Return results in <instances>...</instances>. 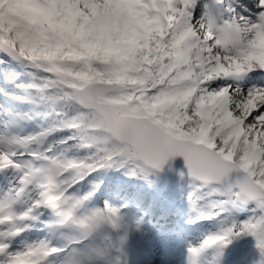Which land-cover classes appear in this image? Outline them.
<instances>
[{"label":"snow or ice","instance_id":"6c2138e0","mask_svg":"<svg viewBox=\"0 0 264 264\" xmlns=\"http://www.w3.org/2000/svg\"><path fill=\"white\" fill-rule=\"evenodd\" d=\"M0 65V264H128L104 176L176 156L218 225L182 264L241 233L264 264V0H0Z\"/></svg>","mask_w":264,"mask_h":264},{"label":"trees","instance_id":"16d2710c","mask_svg":"<svg viewBox=\"0 0 264 264\" xmlns=\"http://www.w3.org/2000/svg\"><path fill=\"white\" fill-rule=\"evenodd\" d=\"M127 175L124 174L123 171H115V170H109L106 175L104 176V188L106 190H117V188H123L120 193H110L105 192L106 198L108 196H112L114 198V202H122L124 200L130 201V207L127 209V211H130L132 213L141 214L143 212H147L148 209L153 210V218H150L149 221H147V226L143 230V233L141 231L132 238L135 239V241L139 242L141 241V249L140 250H147L152 251L153 248L150 244V239L155 244H159L158 238L150 234L148 224L151 225V221L156 217L163 221L166 220L170 221L173 220L174 224L170 225L171 227L166 228V231H164L166 234L162 237L163 240L168 241L174 244V239L181 238V240L187 239L189 237V230L191 229L194 236H196V240L200 239L203 234L207 233L208 231H216L218 229V225L215 223V221H202L203 223L197 226L188 227L186 225H183L184 223H187L186 221L190 218L191 215H194L189 212V205L182 206L181 203H179V200L182 199L184 196H186V193L188 191V181L186 180H171L168 181L163 178L156 177L153 173L150 174L149 179L152 181V183H148L144 179L137 178V177H130L131 179L129 182L121 183L123 179H125ZM121 181V182H119ZM156 197V207H152L150 205V197ZM136 197V199H134ZM163 199V200H161ZM164 199H167L168 202H166L167 206L169 208L163 207V201ZM136 201L141 202V204L144 206V209L140 205L139 208L135 206ZM172 203V204H171ZM171 204V205H170ZM150 205V206H149ZM170 205V206H169ZM146 208V209H145ZM161 208H165L166 211L161 210ZM170 210V212L168 211ZM243 214L240 216V219H243ZM184 222V223H183ZM188 225H191L187 223ZM167 226V225H166ZM154 227V226H152ZM163 228V226L161 227ZM158 227L153 228L157 230V232L161 233L163 230ZM183 229V232L178 236L177 230ZM152 229V228H151ZM142 252V251H139ZM216 252V248H210L208 249L206 255L211 258ZM259 251L256 248V242L253 236L250 234H244L242 233L235 238L231 239V242L227 244V246L224 248V254L220 258L219 264H254L255 261L259 259ZM251 258V259H250Z\"/></svg>","mask_w":264,"mask_h":264},{"label":"rangeland","instance_id":"374dc122","mask_svg":"<svg viewBox=\"0 0 264 264\" xmlns=\"http://www.w3.org/2000/svg\"><path fill=\"white\" fill-rule=\"evenodd\" d=\"M131 236L132 235H130V239L133 240ZM139 243L137 244L135 242H132V251L130 252L131 254L128 256V264H130L129 259L134 260L133 264H182V261L186 254V246L183 244L179 245V248H177V250L174 251V254H171L172 250H165L163 248H160L159 251H154L152 255L150 254V257L146 258L145 260L142 261V263H140L141 262L140 258L144 256L143 255L137 256L133 254V252L137 251Z\"/></svg>","mask_w":264,"mask_h":264},{"label":"water","instance_id":"95a60500","mask_svg":"<svg viewBox=\"0 0 264 264\" xmlns=\"http://www.w3.org/2000/svg\"><path fill=\"white\" fill-rule=\"evenodd\" d=\"M181 171H183L185 174L187 173L185 160L182 156H176V157L171 158L165 164L163 170L157 173L167 178H177V179L188 180L187 175H185L183 178L180 176Z\"/></svg>","mask_w":264,"mask_h":264}]
</instances>
